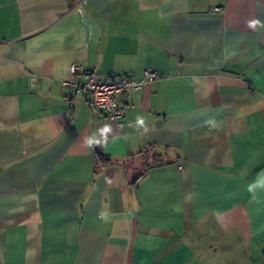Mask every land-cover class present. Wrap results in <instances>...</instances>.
I'll list each match as a JSON object with an SVG mask.
<instances>
[{"label":"crops","instance_id":"crops-1","mask_svg":"<svg viewBox=\"0 0 264 264\" xmlns=\"http://www.w3.org/2000/svg\"><path fill=\"white\" fill-rule=\"evenodd\" d=\"M0 264H264V0H0Z\"/></svg>","mask_w":264,"mask_h":264},{"label":"built area","instance_id":"built-area-1","mask_svg":"<svg viewBox=\"0 0 264 264\" xmlns=\"http://www.w3.org/2000/svg\"><path fill=\"white\" fill-rule=\"evenodd\" d=\"M219 9L215 8V10ZM79 68L80 65L76 63L70 65L71 78L64 81L63 85L72 88L76 92L86 94L89 104L103 112L109 120L114 121L118 129L122 128V119L125 116L124 96L160 79L155 70L146 69L137 78L121 75L102 79L99 74L92 73L87 80L80 82L75 79V74Z\"/></svg>","mask_w":264,"mask_h":264},{"label":"trees","instance_id":"trees-1","mask_svg":"<svg viewBox=\"0 0 264 264\" xmlns=\"http://www.w3.org/2000/svg\"><path fill=\"white\" fill-rule=\"evenodd\" d=\"M100 160H102V161H103V160H104V158H101Z\"/></svg>","mask_w":264,"mask_h":264}]
</instances>
